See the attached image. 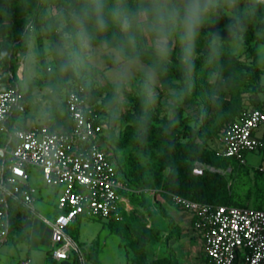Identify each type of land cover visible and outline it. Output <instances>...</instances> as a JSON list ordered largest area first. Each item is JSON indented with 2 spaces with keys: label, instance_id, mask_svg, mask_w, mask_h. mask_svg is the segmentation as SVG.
<instances>
[{
  "label": "trees",
  "instance_id": "obj_1",
  "mask_svg": "<svg viewBox=\"0 0 264 264\" xmlns=\"http://www.w3.org/2000/svg\"><path fill=\"white\" fill-rule=\"evenodd\" d=\"M243 2L246 0H241V3ZM41 4L47 6L48 2L45 0H0V60L4 66L6 65L8 72L7 77L0 76V84L7 81L6 86L20 85L15 80L17 76L13 57L15 53L27 49L29 29H33ZM50 19L52 26L47 29V36L50 42L54 44L58 40V22L53 16ZM229 19L228 10L221 9L216 22L208 24L201 30V36L208 40L207 48L196 56L195 71L190 79L185 78L181 64L174 63L177 62L175 51L172 54L171 59L174 62H171L167 73L164 74V81L168 86H178L182 89L184 102L187 105L192 103L193 93H198V90L193 91L190 87L191 78L193 75H198L202 70L204 77L213 72L225 75L226 84L235 87L236 93L242 85L252 89L256 88L257 91L263 89V84L260 81L262 72L259 63L260 57L256 51V43L262 41L261 36L257 33L263 25L261 5H257L254 14L245 21V28L242 33L236 36H231L223 31L224 25ZM217 34L220 42L216 46L218 51L213 53L212 41L214 35ZM232 40L247 46L255 41V44L250 47L253 54L251 63L241 62L229 51ZM50 51L53 57L51 65L46 64L44 76L30 83L29 88L25 91V97L27 100L36 85L50 86L53 93L63 96L62 100L55 101V105H59L63 109L62 113L67 114L64 94L73 85L72 82L68 84L66 82L67 77L59 73L58 57L51 47ZM149 59L150 57L145 55L144 61L148 62ZM68 75L71 76L72 80L78 77L71 73ZM171 79H176L178 82ZM204 81L208 90L205 117L210 115V117L215 116L220 119V124L216 125L213 130L207 129L203 124H191L189 116L184 113L185 106L182 104L177 107L176 113L171 118H162L157 112L151 114L146 112L145 114L142 98L138 97L134 109L129 110L126 115L127 123L122 131L116 132L114 124H112L104 135L105 141L112 140L119 147L131 145V149L125 156L124 172L120 170L117 160L113 157L120 177L130 189L125 192L130 196L134 208L130 212H125L122 219L109 218L107 221L111 232L126 239L125 243L131 250L128 259L129 264H180L173 250L169 253L150 256L149 245L161 241L164 238L163 231L155 224L148 225L142 222L134 214V209L139 208L136 204L138 200L145 204V200L141 196V189H137V186L143 188L153 185L156 191L178 210L184 208L173 202L171 194H179L193 200L214 204L248 205L235 197L227 177V173L238 168L232 164L236 161L233 157L218 155L216 146L211 147L208 143L211 135L221 136L224 128L241 111L240 104H237L239 98L237 96L226 97L223 91L221 94L215 95V84L209 83L205 79ZM103 93L104 89L101 86L94 87L91 93L96 100L101 99V106L103 102L109 99L108 94L102 97ZM258 106L263 107L262 105ZM59 113L61 112H57V114ZM145 115L146 118L142 119ZM10 119L8 124L11 126ZM150 149L157 150L158 155L154 161L151 174H148L141 158L147 155ZM196 162H200L204 166L203 173H194L193 169ZM238 165L241 164L238 163ZM28 211L27 207L20 201L12 199L8 201L9 231L12 229L25 231V234H21L22 238H28L33 224L32 216ZM128 226L131 227V234L127 230ZM173 231L171 229L165 235V239L171 238L175 233ZM94 260L97 262V257H94ZM57 264H77V261L76 258H72L57 262Z\"/></svg>",
  "mask_w": 264,
  "mask_h": 264
},
{
  "label": "built area",
  "instance_id": "obj_2",
  "mask_svg": "<svg viewBox=\"0 0 264 264\" xmlns=\"http://www.w3.org/2000/svg\"><path fill=\"white\" fill-rule=\"evenodd\" d=\"M85 95L81 82L65 92L68 123L63 129L44 123L19 127L8 121L16 113L26 112L25 91L20 85L0 87V130L6 133L4 144L0 143V242L10 232V199L36 212L35 188L26 181L30 164L41 167L47 184L61 187L54 219L42 215L56 243L51 250L54 261L76 258L77 264H91L67 230L80 215L122 219L133 210L125 192L130 189L105 143L104 135L112 123L102 111L101 100L92 94L85 99ZM262 123L264 107L241 110L224 128L216 153L246 163L245 153L262 144L255 134ZM203 170L196 162L194 173ZM258 170L264 173V166ZM171 198L193 216V227L203 239V264H264V208L201 202L179 194H171ZM20 264L34 263L23 258Z\"/></svg>",
  "mask_w": 264,
  "mask_h": 264
},
{
  "label": "rangeland",
  "instance_id": "obj_3",
  "mask_svg": "<svg viewBox=\"0 0 264 264\" xmlns=\"http://www.w3.org/2000/svg\"><path fill=\"white\" fill-rule=\"evenodd\" d=\"M48 5H40V10L36 16L34 29V40L27 41V49L15 53L13 60L15 63L16 81L20 84L23 91H26L32 81L39 80L44 76V67L46 64L51 65L52 54L50 51V40L47 36V29L52 26L50 19L53 16L57 21L61 12L67 15L68 5L73 3V0H45ZM246 2L241 3V7L245 6ZM263 14V25L258 30L262 41L256 43V51L259 54L261 72V83L263 89L257 91L249 86L242 85L238 93L236 88L230 87L226 84V76L212 73L204 77L202 70L198 75H193L191 78L190 87L193 91L198 90L197 94L193 93L192 103L187 105L184 102V94L182 89L178 86H168L164 81V74L158 75L155 84V92L157 99L154 104L148 107L147 113L157 112L162 118H171L177 111L179 105L185 106V115L189 116L190 123L196 125H205L207 129L213 130L216 125L220 124V119L210 115H206L207 110V86H205L204 79L209 83H214V94L219 95L225 92L226 97L239 98L241 110L264 105V5H261ZM29 16V15H28ZM208 25V24H207ZM206 25V26H207ZM207 41L200 35L196 45L197 55L207 48ZM244 45L241 42L232 40L229 51L234 54L241 62L251 63L253 54L251 46ZM175 57L179 62V45H177ZM148 62L145 61V64ZM112 60L106 53L98 54L92 60L91 65V78L95 81V87L101 86L104 89L102 97L106 94L109 99L103 102L102 111L109 118L116 129V132H121L124 125L127 123V113L133 110L136 104V99L140 95V80L142 74L137 72L129 82L125 92L123 102L119 105H114L116 114L113 115L106 107L108 101L113 96V81H112ZM245 70V69H243ZM239 75V74H238ZM0 76H8L6 65L0 60ZM77 79L72 80V85L81 81L79 75ZM247 77V76H246ZM168 78V77H166ZM178 82L176 79H171ZM250 80V79H248ZM8 82L0 84L1 86L7 85ZM238 94V95H236ZM55 96V100L53 97ZM63 96H58L52 92L50 86L36 85L33 87L32 94L29 95L27 101L26 112L17 113L10 119V123L14 122L17 126L32 125L34 123L51 124L54 123L55 127H67L68 118L65 113L56 115L54 122L45 123L38 119V113L41 108L49 103L55 104V101L62 100ZM142 98V97H141ZM101 100V99H99ZM145 109V106H144ZM209 116V117H208ZM223 126V123H222ZM257 137L263 142L256 150H250L245 153L246 163L238 165V161L234 158L238 166L231 173H227V177L231 186V190L235 197L242 200L244 203L252 207L264 208V173L258 170L259 166H264V123L260 124L256 130ZM6 133L0 130V143L4 144L6 140ZM219 135L213 134L208 140L211 147L218 145ZM106 145L108 150L112 153L118 162L119 168L124 172L125 156L131 149V145L126 147L117 146L112 140H107ZM158 155V151L150 149L147 155L141 158L146 172L151 174L153 170L154 161ZM28 178L26 179L29 186L35 188V201L34 205L36 212L28 211L32 216L33 224L29 231L28 238H22L21 234L25 231L10 230L7 240L0 242V264H20L21 259L30 258L34 264H57V261L51 259V250L56 246V243L51 239V228L47 222L43 220L42 215L50 219H54L59 209L57 207L58 195L61 192V187L49 185L45 182L41 167L38 165H27ZM141 189V196L145 200L142 204L138 200L137 206L134 209V214L142 222L148 225L155 224L163 231V239L159 242H153L149 245L150 256L161 255L171 252L172 246H175L182 257L186 259L187 264H203L204 253L197 254L194 251L196 239L200 240L199 232L193 225H191V218L188 210L179 215L181 224H176L178 217L176 216L174 205L165 200L162 194L156 191L153 185L146 187H138ZM109 218L100 217L95 215H80L68 227L69 234L75 238L84 252L86 259L91 264H126L128 263L131 250L126 245V239L118 234L111 232L108 228L107 221ZM171 229L175 232L171 238L165 239ZM128 232L131 234V227L128 226ZM194 234H197L196 236ZM191 240V241H190ZM190 249V250H189ZM191 251V253H190ZM93 255V256H92ZM97 257V262L94 260ZM129 264V263H128Z\"/></svg>",
  "mask_w": 264,
  "mask_h": 264
},
{
  "label": "clouds",
  "instance_id": "obj_4",
  "mask_svg": "<svg viewBox=\"0 0 264 264\" xmlns=\"http://www.w3.org/2000/svg\"><path fill=\"white\" fill-rule=\"evenodd\" d=\"M257 5H264V0H246L244 7L241 0H74L68 5L67 15H59L58 40L50 42L49 47L58 57V71L67 77L68 84L72 82L68 74L80 76L85 99L95 87L91 78L93 58L108 55L113 63V96L106 107L113 115L114 105L123 102L129 82L140 72V95L146 114L157 99L156 79L167 73L177 45L183 74L190 79L201 30L216 22L219 10L227 9L230 16L223 31L236 36L242 33ZM29 33L31 42L34 29ZM219 42L218 34L214 35L213 53L218 51ZM145 55L150 57L147 64ZM62 111L59 105L49 103L40 109L38 119L51 123Z\"/></svg>",
  "mask_w": 264,
  "mask_h": 264
},
{
  "label": "crops",
  "instance_id": "obj_5",
  "mask_svg": "<svg viewBox=\"0 0 264 264\" xmlns=\"http://www.w3.org/2000/svg\"><path fill=\"white\" fill-rule=\"evenodd\" d=\"M262 106L264 107V105H262ZM51 125L55 126L54 123H51ZM255 134H256V132H255ZM256 136H257V135H256ZM262 143H263V142H262ZM184 211H186V210H185V209H183V210H178V211L175 210L176 216L178 217V219L176 220V221H177L176 224H180L181 226H182V224H181V221H180L179 215H182V214L184 213ZM188 213H189V216H190V218H191V225H193V216H192L191 212L188 211ZM194 235L196 236L197 234H194ZM199 236L201 237L200 240H197L196 237L194 238V239H196V243H197V244L194 245V243H193L194 251L197 252V254H201V252L204 253L203 239H202L201 234H199ZM190 241H191V240H190ZM172 247H173L172 250L174 251V253H175V255H176V258L178 259L179 263H180V264H187L188 262H186V259H184V258L182 257V254L180 253V251H179L175 246H172ZM189 250H190V249H189ZM190 253H191V251H190ZM204 258H205V254H204V256H203V263H204Z\"/></svg>",
  "mask_w": 264,
  "mask_h": 264
}]
</instances>
